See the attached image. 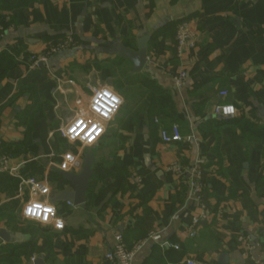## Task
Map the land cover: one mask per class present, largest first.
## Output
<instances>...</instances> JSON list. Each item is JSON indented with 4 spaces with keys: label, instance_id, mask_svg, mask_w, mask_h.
<instances>
[{
    "label": "crops",
    "instance_id": "obj_1",
    "mask_svg": "<svg viewBox=\"0 0 264 264\" xmlns=\"http://www.w3.org/2000/svg\"><path fill=\"white\" fill-rule=\"evenodd\" d=\"M182 22L189 23L196 45L176 56L175 27ZM145 35L147 62L138 77L171 93L175 117L153 115L148 95L121 99L99 142L56 155L50 140L57 129L76 115L88 116L90 87L118 73L109 68L115 57L105 53L108 44L119 40L135 49ZM66 38L72 45L30 69L31 56ZM123 69L131 76L130 64ZM181 72L185 86L177 88L173 78ZM218 104L233 106L235 116L215 117ZM172 127L192 140L163 144L160 130ZM27 138L33 144H20ZM3 149L12 158L0 172V228L13 241L0 240V264H12L10 247L29 242L33 255L15 264L38 258L42 264H104L116 233L129 248L139 247L132 264L264 260V0H0ZM91 150L95 161L86 202L74 207L54 201L71 190L53 178L62 156H74L68 172L78 174ZM172 164L201 167L204 211L187 197L188 175L170 171ZM29 178L48 188L44 200L54 201L63 231L21 217L29 192L20 180ZM216 198L223 201L217 205ZM146 212L159 242L143 236L139 224ZM203 212L206 219L191 229Z\"/></svg>",
    "mask_w": 264,
    "mask_h": 264
},
{
    "label": "built area",
    "instance_id": "obj_2",
    "mask_svg": "<svg viewBox=\"0 0 264 264\" xmlns=\"http://www.w3.org/2000/svg\"><path fill=\"white\" fill-rule=\"evenodd\" d=\"M239 3H248L252 0H237ZM175 51L176 56H181L182 52L188 49L195 48L196 45V37L191 31L189 23L182 22L180 23L175 32ZM73 41L71 38H66L61 42H55L47 46L46 50L39 55H33L29 58L30 61V69L31 68H38L40 65L45 64L48 59L67 49L70 45H72ZM185 80H186V74L184 72L179 73L177 76L173 78L174 85L177 88H183L185 86ZM100 90H108L113 95L117 96L119 99V103L115 107L114 110H112L107 117L101 115L100 113H96L91 105L93 101V97L97 91ZM219 96L222 98H225L227 96L226 92L219 93ZM122 105L121 98L111 89L106 87H101L96 89L92 92L88 99L87 104V110H88V116H82V115H76L74 116L68 123L65 125H62L60 128L57 129L56 133L60 136V138L64 139L65 142L68 145H75L78 144L80 147H90L95 145L101 137L104 135L106 124L109 123L118 113L120 107ZM231 106V105H216L214 107V116L220 117V118H229L235 116L236 110L233 106H231L234 111L229 114H224L223 108ZM78 120H84L87 122L88 120H91L92 122L99 121L103 126V131L100 132L96 138L91 141V143H88L86 141H82L80 137L71 138L69 134V129L78 121ZM154 123H157V120H154ZM90 127V125H89ZM159 138L163 144H175L182 141L189 142L192 140V135H188L186 137H183L177 127H172L170 131L166 130H160L159 132ZM11 160V157L8 155H0V172L7 169V166ZM75 158L72 154L66 153L62 156V162L59 166L60 171L68 172L71 170L74 166ZM169 170L176 173V174H184L188 175V194L187 197L195 200L200 205L201 209L204 211L205 206L204 202L202 200V191H203V185H202V169L198 164H193L190 167H182L179 164H172L169 166ZM20 185L23 187H26L29 192V199L25 202L23 209L21 211V217L24 220L33 221L36 222L42 226H51V228L54 231H63L64 229V223L63 220L57 215L56 209H55V215L50 216L48 221H41L37 220L35 218L26 217L24 215V208L25 206L32 202V201H38L41 203H47V201L44 200L49 194L48 188L42 183L35 179L29 178V179H21ZM42 198V199H41ZM48 204V203H47ZM50 205V204H49ZM52 206V205H51ZM206 219V214L203 212L202 216L192 222L191 229L195 228V226L202 220ZM59 220L62 223V227H56V221ZM190 237L194 236V232L191 231L189 234ZM160 235L156 232H150L146 240H151L154 242L160 241ZM114 243L112 247L109 249V251L104 256V264H132L133 257L136 252V250L139 248L138 246L135 248L128 249L126 243L124 242V239L121 234L116 233L113 236ZM176 248V247H175ZM185 264H195L193 260H187ZM252 264H264V260H255L252 262Z\"/></svg>",
    "mask_w": 264,
    "mask_h": 264
},
{
    "label": "trees",
    "instance_id": "obj_3",
    "mask_svg": "<svg viewBox=\"0 0 264 264\" xmlns=\"http://www.w3.org/2000/svg\"><path fill=\"white\" fill-rule=\"evenodd\" d=\"M180 24V23H179ZM177 24L175 27V32L176 28L179 25ZM64 40V39H63ZM62 40V41H63ZM61 41V40H60ZM129 63L125 62L123 59L116 58L115 60L109 63V68L111 70H116L118 73H113L114 76L117 74L120 75V78H124L126 81V86L127 87L132 86V85H137L138 89H140V92L143 95H148V108L149 111L159 117L160 119H172L176 115V110L174 107V103L172 101L171 93L168 90L162 89L159 87L154 81L150 80L149 78L146 77H138V75H135L133 77L129 76L128 70L123 69L125 66H127ZM220 121V120H219ZM224 123L220 122L215 128H217V131L220 127H222ZM23 146H30L33 144L32 141L29 140V138L25 139L22 143ZM50 145L53 151L55 152L56 155H60L64 151V147L67 146V143L65 142L64 139L60 138L58 133H55L50 140ZM0 155H8L9 157L12 158V154L7 152L6 150L3 149V151H0ZM58 160V159H57ZM119 169L121 172H124V176H126V169L123 167L121 164H119ZM204 176V174H203ZM54 181H56L58 184H62L65 182L64 178L61 177L60 175L55 174L53 176ZM187 186L183 187V193L185 195L187 189ZM216 204L218 205L223 199L221 198H216ZM180 201V200H179ZM181 204V202H179ZM216 207L212 209L211 212L214 213ZM152 223L153 219L148 214L147 212L145 213V217L139 225L141 226V230L143 233L144 238L147 237V235L151 232L152 230ZM128 247V246H127ZM128 249H131L128 247ZM34 253V243L29 242L26 244H21L17 246H12L9 248V251L7 253V260L11 259L12 264L17 263L16 261L18 259H28L30 258Z\"/></svg>",
    "mask_w": 264,
    "mask_h": 264
},
{
    "label": "water",
    "instance_id": "obj_4",
    "mask_svg": "<svg viewBox=\"0 0 264 264\" xmlns=\"http://www.w3.org/2000/svg\"><path fill=\"white\" fill-rule=\"evenodd\" d=\"M149 39L150 36L148 35L138 38L135 49L127 48L119 40H115L108 44L109 48L105 50V53L109 57L120 58L128 62L131 65L130 75L135 76L140 74L146 67V48ZM94 161V151L91 150L83 155L82 161L78 165L80 168L78 174L58 171L57 174L64 178L66 183L71 187V190L61 192L54 201L67 202V204L74 207L83 205L87 199L88 182L93 174L92 166ZM54 201H51L50 204ZM0 240L4 243H10L13 241V237L5 229L0 228ZM33 264H42V262L38 258L33 260Z\"/></svg>",
    "mask_w": 264,
    "mask_h": 264
},
{
    "label": "clouds",
    "instance_id": "obj_5",
    "mask_svg": "<svg viewBox=\"0 0 264 264\" xmlns=\"http://www.w3.org/2000/svg\"><path fill=\"white\" fill-rule=\"evenodd\" d=\"M118 103L119 99L117 96L108 90H100L95 93L91 107L96 113L107 117ZM233 111L234 109L231 106L223 108L224 114H229ZM68 131L71 138L80 137L82 141L91 143L103 131V126L99 121L94 123L91 120L87 122L78 120ZM24 215L46 222L50 216L55 215V209L47 203L32 201L25 206ZM56 227H62L61 221H56Z\"/></svg>",
    "mask_w": 264,
    "mask_h": 264
},
{
    "label": "rangeland",
    "instance_id": "obj_6",
    "mask_svg": "<svg viewBox=\"0 0 264 264\" xmlns=\"http://www.w3.org/2000/svg\"><path fill=\"white\" fill-rule=\"evenodd\" d=\"M125 86H126V81L124 78L119 79L117 76H114L112 74L110 80H106L105 77L102 79L98 78V83L95 84L94 86H91L90 90L92 89L91 92H93L96 89L101 88V87L109 88L112 91H114L122 100H124V103H125V101L136 100L139 97V95L142 96L140 89L131 91V90L126 89ZM116 91H120V93H118ZM146 105L148 106V101H147ZM76 145H78V144H76ZM76 145L75 146L70 145L69 147L68 146L64 147V152L69 151L70 153H72V150L76 151L77 149H80L79 148L80 145H78V146H76Z\"/></svg>",
    "mask_w": 264,
    "mask_h": 264
}]
</instances>
